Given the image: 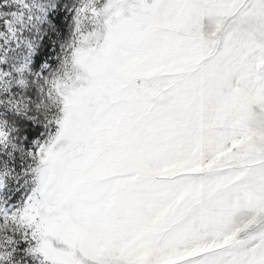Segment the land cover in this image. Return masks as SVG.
<instances>
[{"label":"snow or ice","instance_id":"obj_1","mask_svg":"<svg viewBox=\"0 0 264 264\" xmlns=\"http://www.w3.org/2000/svg\"><path fill=\"white\" fill-rule=\"evenodd\" d=\"M0 264H264V0H0Z\"/></svg>","mask_w":264,"mask_h":264}]
</instances>
